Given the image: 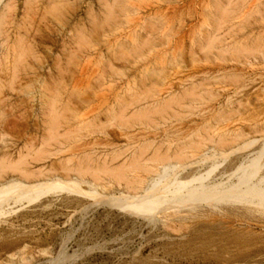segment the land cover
<instances>
[{"label": "rangeland", "instance_id": "rangeland-1", "mask_svg": "<svg viewBox=\"0 0 264 264\" xmlns=\"http://www.w3.org/2000/svg\"><path fill=\"white\" fill-rule=\"evenodd\" d=\"M263 144L264 0H0V264H264V205L108 204Z\"/></svg>", "mask_w": 264, "mask_h": 264}, {"label": "bare ground", "instance_id": "bare-ground-1", "mask_svg": "<svg viewBox=\"0 0 264 264\" xmlns=\"http://www.w3.org/2000/svg\"><path fill=\"white\" fill-rule=\"evenodd\" d=\"M263 154H264V148L263 150H261L260 153H251V154L249 153V155H247L243 159V162L241 163L239 162L240 164L235 170L231 171L230 173L223 172L221 174H218L217 176H214L213 178L212 177L210 178L209 177L210 175L208 174L207 175L204 174L205 176H202V175L193 176V177L190 176V178L186 180L177 179L176 181L172 183L169 180H165L163 177L161 178L159 177L160 179H158L157 177L158 180L151 181L149 186L147 188L145 187L146 189L144 190L143 193L141 192L142 189L139 188L142 194H135V195L131 194L132 196L125 195V194H122V195L119 194L118 196L114 198L113 201H109L108 204L113 206V208L115 207L119 211L126 213L127 215L129 214L131 215V217H135L148 224L154 223L156 221V218L158 217V216L156 217V214H159L161 212H164L167 210L169 212L170 210H173V209L175 210V209H180V208L193 209L194 206L198 207L199 204H203V206H205L206 208L208 207L216 211L219 210L218 209L219 205L221 204L225 205L226 203H231V205L232 204L244 205L245 207L246 206H250V207L259 206L258 208H263V205H264V174L262 175L260 174V176L258 175L259 170L263 166V164L259 163ZM219 160L220 159H218V161ZM142 169L145 171V168H142ZM244 172H246V175H244ZM163 173H165V171ZM166 176L168 175L166 174ZM39 186L40 187L44 186L47 188L48 192L46 191V195L49 193H54L55 189L62 190L65 187L66 189L71 188V190L74 191L73 185L71 186L69 182L64 183L56 179H54V181L51 183H40ZM12 188H13L12 186L9 187V189H12ZM74 193L88 196V194H86L85 192L84 193H82V191L79 192V190L77 189L76 191H74ZM27 194L31 195L34 198H38L41 195L42 196L45 195L43 193L37 195L38 193L32 192V189L28 191ZM92 194H94L93 196H96L94 192ZM95 199H99V198L96 196ZM96 201L98 202V200H95V202ZM99 201H101V199ZM231 205L229 204V206ZM193 210L195 212V209ZM168 212H165V213H168ZM64 262L65 261L63 260V248H61V250L58 253L57 258L53 261H50L49 264H63Z\"/></svg>", "mask_w": 264, "mask_h": 264}]
</instances>
